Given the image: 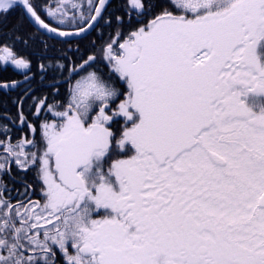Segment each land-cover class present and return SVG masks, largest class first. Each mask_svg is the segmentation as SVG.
I'll list each match as a JSON object with an SVG mask.
<instances>
[{"label":"snow or ice","instance_id":"obj_1","mask_svg":"<svg viewBox=\"0 0 264 264\" xmlns=\"http://www.w3.org/2000/svg\"><path fill=\"white\" fill-rule=\"evenodd\" d=\"M107 4L88 0L78 17L62 2L47 8L72 31L47 23L32 0H0V14L19 7L37 31L67 38L104 19ZM127 6L151 18L103 48L108 78L95 55L54 59L52 72L69 73L68 99L35 105L55 117L39 126L41 148L0 139V170L15 158L42 182L41 199L26 203L0 191V264H56L58 252L64 264H264V0ZM4 52L0 60L30 67Z\"/></svg>","mask_w":264,"mask_h":264},{"label":"flooded vegetation","instance_id":"obj_2","mask_svg":"<svg viewBox=\"0 0 264 264\" xmlns=\"http://www.w3.org/2000/svg\"><path fill=\"white\" fill-rule=\"evenodd\" d=\"M125 1L127 3L126 6L122 7V14L120 13V15H115L116 12L114 13L113 9L114 5L117 3V0L113 3L112 6H110L108 11H105L107 13L108 19L105 24L109 27V29H107L109 30L108 38H110L108 43L113 39V37L116 36L117 30H119L122 34L119 38L122 42L123 37L126 36L129 31L133 30L135 27L138 26V20L146 22L147 19L151 18V15H148L147 17H139L134 10L128 8V0ZM86 2H88V0H86ZM73 4H75L73 0L68 2V5H70V8L72 9L70 17H72L74 14H77L76 9H73ZM87 7L88 5H86V7L84 8L78 7L77 9L80 12L84 11L87 14ZM153 11L158 12L159 8ZM113 15L116 17V20H110ZM117 17H120L121 19L117 20ZM106 45L102 47L101 55L96 56L97 60L93 65V68L100 70L101 74L105 77V79L108 78L109 72L107 61L103 59V48ZM114 47H118V44L114 45ZM89 55L93 54H86L85 57L80 58V61H70L68 64L69 66H71L72 64H79L82 62L83 59H86ZM19 76L20 78L26 77V75L22 76V73L19 74ZM27 77L31 76L28 75ZM114 86L126 91V85L122 81H119L118 76L116 77ZM59 88L54 87L51 89L49 87H45L42 90H39L35 86H30V84L23 83L21 85L13 87L11 91H1L2 93L0 92V97L5 98V100H0V127H2L3 125H7L9 131L7 133V137L2 132H0V139L10 137V142L15 144L18 140L27 137L28 139H34L37 142V149L41 148V132L39 126L45 120L51 121L55 119V117L51 112H48L46 110L41 111L39 114H37L35 105L41 98H46L48 104H53L55 102L66 104V101L64 100L62 93H60ZM119 99H123V96H120ZM119 99L116 101V103H119ZM113 107H115V105H113ZM21 111L27 118L25 124H21L19 120V114ZM27 124H32L34 127H36L37 131L35 133H32L28 129ZM123 125V118L117 117L116 123L112 127V130L117 133V137L119 135V131L122 130ZM25 150L33 151L36 149H33L31 146H28ZM4 155L6 154L3 152V149L0 148V163H5V161L2 159ZM29 185L31 187L28 188V194L22 195L25 192L26 186ZM41 186L42 182L38 177L36 167L33 166L30 168V170L19 169L15 164V158L9 159L6 165V170H0V191H3L4 197L9 200L13 205H15L17 201L20 200H23L26 203L28 199L34 201L41 199ZM25 254H27V252ZM56 264H64V261L59 255V252Z\"/></svg>","mask_w":264,"mask_h":264},{"label":"trees","instance_id":"obj_3","mask_svg":"<svg viewBox=\"0 0 264 264\" xmlns=\"http://www.w3.org/2000/svg\"><path fill=\"white\" fill-rule=\"evenodd\" d=\"M116 0H111L106 10L113 5ZM38 13L43 19L54 27L61 29L65 26H57L47 17V8L52 7L50 0H32ZM125 0H117L114 5L115 15L122 14V7L126 6ZM106 14V15H105ZM109 16V15H108ZM104 19L99 21L98 26L88 35L73 39H56L37 29L29 23L22 10L17 7L9 10L6 14H0V57L6 55L4 48L7 47L13 53L14 58H23L29 62L30 67L25 69L27 74L32 77L29 80L30 86H35L42 90L47 83L61 79L65 72H52L53 60L65 63L64 57H67V63L77 61V58L85 57L86 54L96 53V46L105 41L109 34L108 25L105 24L107 13H103ZM110 20H116L113 15ZM107 37V38H106ZM64 41H67L66 43ZM96 44V45H95ZM78 47L77 49H75ZM9 61L0 60V82L11 81L19 77V73ZM46 65V70H41L39 65ZM58 87V86H56ZM52 88V87H51ZM1 92V91H0ZM2 93V92H1ZM0 93V94H1ZM5 98H1L0 100ZM8 99V98H7Z\"/></svg>","mask_w":264,"mask_h":264},{"label":"rangeland","instance_id":"obj_4","mask_svg":"<svg viewBox=\"0 0 264 264\" xmlns=\"http://www.w3.org/2000/svg\"><path fill=\"white\" fill-rule=\"evenodd\" d=\"M71 0H56V5L58 2H62V7L64 9V11L67 13V16L70 17V14L72 12V9L70 8V6L68 5V2H70ZM85 0H73V2L75 3L74 5H77V7H75L74 9H76V12L77 14H74L76 15L77 17L79 16L80 14V11L77 9L78 7L82 8L84 5H86V3L84 2ZM56 7V6H55ZM60 16V13L57 12V17ZM47 17L49 19H51L55 25L57 26H62L61 24L58 23V20L56 18H53V17H50L47 15Z\"/></svg>","mask_w":264,"mask_h":264},{"label":"water","instance_id":"obj_5","mask_svg":"<svg viewBox=\"0 0 264 264\" xmlns=\"http://www.w3.org/2000/svg\"><path fill=\"white\" fill-rule=\"evenodd\" d=\"M25 16L27 17L28 21H29V22H30V23H31V24L37 29L38 26H36V25L34 24V22L31 20V18L28 17L26 14H25ZM97 22H98V21H97ZM97 22L95 23V26H96ZM95 26H94V27H95ZM94 27H93V28H94ZM93 28L89 29L87 32L81 34L80 36L86 35L87 33L91 32V31L93 30ZM40 31L43 32V33H45V34H47V35H49V36H51V37H55V38H59V39H72V38L80 37V36H72V37L63 38V37L55 36V34L48 33L46 30H43V29H40ZM17 83H19V82H17ZM4 84H5V83H4ZM0 85H3V84H0ZM8 85H9V87H7V88L0 87V89H2V90H10L12 86H11V84H8Z\"/></svg>","mask_w":264,"mask_h":264}]
</instances>
